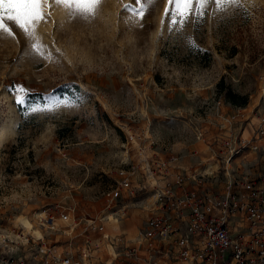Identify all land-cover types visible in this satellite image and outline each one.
I'll return each mask as SVG.
<instances>
[{
    "label": "rangeland",
    "instance_id": "obj_1",
    "mask_svg": "<svg viewBox=\"0 0 264 264\" xmlns=\"http://www.w3.org/2000/svg\"><path fill=\"white\" fill-rule=\"evenodd\" d=\"M128 3L134 0H105L89 20L45 5L50 15L34 29L40 54L14 27L15 38L0 35V235L14 240L10 253L25 264H53L38 252L41 237L75 256L88 238L100 239L105 254L109 239L86 227L89 214L111 239L138 244L147 255L138 242L156 164L148 167L138 146H127L131 132L156 141L146 151L152 161L174 154L184 171L215 164L217 187L263 169L255 152L234 158L225 174L226 140L235 145L252 137L264 116V0H241L223 12L209 6L182 27L169 23L167 0H157L143 18L124 14ZM19 87L27 90L24 104L15 101ZM229 89L247 95V103L234 104ZM53 100L61 106L30 110ZM189 159L188 167L181 164ZM132 163L138 167L130 188L118 187L121 169ZM70 204L81 219L73 230L59 218Z\"/></svg>",
    "mask_w": 264,
    "mask_h": 264
},
{
    "label": "built area",
    "instance_id": "obj_2",
    "mask_svg": "<svg viewBox=\"0 0 264 264\" xmlns=\"http://www.w3.org/2000/svg\"><path fill=\"white\" fill-rule=\"evenodd\" d=\"M126 140L127 146H138L140 153H144L148 167L156 164L151 170L155 179L149 196L151 204L148 203L151 212L138 242L145 245L147 255H143L138 244L125 243L120 237L111 239L104 224L89 214L85 218L86 227L109 239L105 254L100 239L90 241L88 238L80 254L75 256L73 251L61 250L41 237L38 252L45 263L264 264V165L256 175L227 177L222 187H217L213 175L217 169L215 164L204 171L199 168L184 171L174 164V154L152 161L146 151L152 149L156 141L145 132H131ZM233 143L230 139L225 142L229 152L225 159L226 175H231L229 167L234 158L243 154L245 158L260 152L264 163V116L258 120L252 137ZM137 167L132 163L129 170L121 169L118 187L130 188L131 174ZM107 196H112V190L107 191ZM108 206L111 208L112 204L109 202ZM59 218L67 222L71 230L81 220L75 204L62 208ZM51 219L49 226L55 228L53 216ZM12 242L14 240L0 235V264H25L26 259L10 253L13 246L9 243ZM169 253L175 257L172 262L163 257Z\"/></svg>",
    "mask_w": 264,
    "mask_h": 264
},
{
    "label": "snow or ice",
    "instance_id": "obj_3",
    "mask_svg": "<svg viewBox=\"0 0 264 264\" xmlns=\"http://www.w3.org/2000/svg\"><path fill=\"white\" fill-rule=\"evenodd\" d=\"M105 0H0V35H9L15 38L13 27L21 31L30 41L32 49L40 54L42 45H39V38L35 34L37 22L45 15L43 8L47 5L62 6L70 19L89 20L95 18L100 11V6ZM157 0H134V3L124 5L123 13L134 17L143 18L145 12L149 11ZM172 7L165 9V15L169 23L174 27H182L189 19L193 17L199 21L206 15L207 8L212 7L214 12L226 11L228 7H241V0H167ZM5 21L11 22V25ZM189 43L192 44L189 38ZM27 99V90L19 87L15 101L17 104H24ZM61 106V102L53 100L51 106L46 104L43 108L31 106L33 112L50 111L55 107ZM64 106H77L75 102L70 105L65 102Z\"/></svg>",
    "mask_w": 264,
    "mask_h": 264
},
{
    "label": "trees",
    "instance_id": "obj_4",
    "mask_svg": "<svg viewBox=\"0 0 264 264\" xmlns=\"http://www.w3.org/2000/svg\"><path fill=\"white\" fill-rule=\"evenodd\" d=\"M227 96L231 99L234 104L244 105L247 103L248 96L241 95L239 93L234 92L232 89L227 91Z\"/></svg>",
    "mask_w": 264,
    "mask_h": 264
},
{
    "label": "crops",
    "instance_id": "obj_5",
    "mask_svg": "<svg viewBox=\"0 0 264 264\" xmlns=\"http://www.w3.org/2000/svg\"><path fill=\"white\" fill-rule=\"evenodd\" d=\"M191 161H192L191 159H189V160H185V161L183 160V161L181 162V164H182L183 166H185V167H188L189 164L191 163ZM137 218H138V217H137ZM138 219H139V218H138ZM127 232H128L129 234H132V232L130 233L129 230H128ZM103 253H104V252H103ZM177 264H181V262L178 261Z\"/></svg>",
    "mask_w": 264,
    "mask_h": 264
},
{
    "label": "bare ground",
    "instance_id": "obj_6",
    "mask_svg": "<svg viewBox=\"0 0 264 264\" xmlns=\"http://www.w3.org/2000/svg\"><path fill=\"white\" fill-rule=\"evenodd\" d=\"M14 127H15V120L13 119L9 124V128H14Z\"/></svg>",
    "mask_w": 264,
    "mask_h": 264
}]
</instances>
